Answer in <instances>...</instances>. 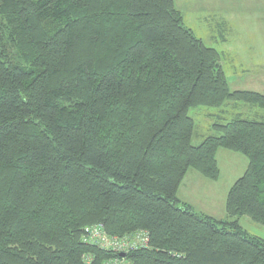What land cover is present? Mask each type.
I'll return each instance as SVG.
<instances>
[{
	"label": "trees",
	"instance_id": "obj_1",
	"mask_svg": "<svg viewBox=\"0 0 264 264\" xmlns=\"http://www.w3.org/2000/svg\"><path fill=\"white\" fill-rule=\"evenodd\" d=\"M230 103L264 110L175 0H0V264H107L84 241L95 225L149 234L131 264H264L240 225L264 226V121L230 116L192 144L190 111ZM221 149L248 168L217 220L178 192L190 170L218 181Z\"/></svg>",
	"mask_w": 264,
	"mask_h": 264
},
{
	"label": "rangeland",
	"instance_id": "obj_2",
	"mask_svg": "<svg viewBox=\"0 0 264 264\" xmlns=\"http://www.w3.org/2000/svg\"><path fill=\"white\" fill-rule=\"evenodd\" d=\"M175 4L184 25L206 47L220 54L231 91L256 92L264 96V0H175ZM218 114L221 118L241 116L264 121V110L251 109L246 104L230 103L221 109H192L194 146L210 136L219 135L214 129L216 124L223 123ZM217 160L221 171L219 180L210 181L190 170L180 197L197 211L223 219L227 217L229 191L245 174L248 160L241 154L222 149L218 151ZM240 225L251 235L264 240V226L250 217H242Z\"/></svg>",
	"mask_w": 264,
	"mask_h": 264
},
{
	"label": "built area",
	"instance_id": "obj_3",
	"mask_svg": "<svg viewBox=\"0 0 264 264\" xmlns=\"http://www.w3.org/2000/svg\"><path fill=\"white\" fill-rule=\"evenodd\" d=\"M84 241L104 251L118 254V258L109 261L107 264H131L127 260V255L131 252L148 248L150 238L149 234L144 231L122 238L111 237L106 233L102 225H95L84 229ZM120 254H125V257L121 258ZM86 262V264H90L91 258L87 257Z\"/></svg>",
	"mask_w": 264,
	"mask_h": 264
},
{
	"label": "crops",
	"instance_id": "obj_4",
	"mask_svg": "<svg viewBox=\"0 0 264 264\" xmlns=\"http://www.w3.org/2000/svg\"><path fill=\"white\" fill-rule=\"evenodd\" d=\"M222 65V64H221ZM227 76V75H226ZM252 109V108H251ZM220 115V116H219ZM216 116H217V114H216ZM218 116H219V119L221 120H223V121H225V120H227V119H230L229 117H223V118H221V114H218ZM264 117V116H263ZM188 173H189V171H188ZM188 173H187V175H188ZM187 175H186V177H187ZM221 175V174H220ZM185 177V178H186ZM220 178V177H219ZM185 180V179H184ZM219 180V179H218ZM184 182V181H183ZM215 182H217V181H215ZM182 185H183V183H182ZM182 185H181V187H182ZM181 187H180V189H179V192H178V197H179V199L182 201V199H181ZM183 202V201H182ZM184 203H187V204H189L190 206H192L194 209H195V207L191 204V203H188V202H184ZM196 210V209H195ZM197 211V210H196ZM198 213H201V214H204V215H207V216H209V217H212V218H215V219H217V220H221L222 218H216L214 215H211L210 213L208 214V213H203L201 210L200 211H197ZM227 214V213H226ZM223 219H225V218H223Z\"/></svg>",
	"mask_w": 264,
	"mask_h": 264
},
{
	"label": "water",
	"instance_id": "obj_5",
	"mask_svg": "<svg viewBox=\"0 0 264 264\" xmlns=\"http://www.w3.org/2000/svg\"><path fill=\"white\" fill-rule=\"evenodd\" d=\"M121 258H124L125 257V254H120L119 255Z\"/></svg>",
	"mask_w": 264,
	"mask_h": 264
}]
</instances>
